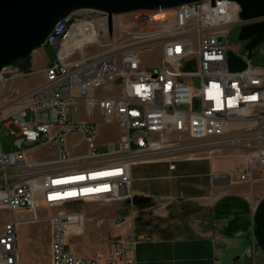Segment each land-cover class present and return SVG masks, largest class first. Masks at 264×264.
I'll return each instance as SVG.
<instances>
[{"label":"built area","instance_id":"built-area-1","mask_svg":"<svg viewBox=\"0 0 264 264\" xmlns=\"http://www.w3.org/2000/svg\"><path fill=\"white\" fill-rule=\"evenodd\" d=\"M240 10L232 0H198L158 12L113 15L111 30L107 15L93 10L73 12L55 24L46 39L55 56L43 80L0 100V126L17 127L9 130L15 151L4 152L0 142V208L32 216L0 227V264H17L18 226L45 220L52 225L51 264H136L133 232L111 238L106 255L75 256L66 236L82 231L84 212L65 208L125 204L126 214L114 224L132 222L133 205L127 201L138 163H166L173 171L178 161L211 159L223 148H239L245 152L243 165L229 179L249 184L255 175L264 179V42L258 45L261 64L228 44L239 27L264 17L245 20ZM92 39L97 50L87 53L84 44ZM71 45L77 52L68 57ZM228 50L246 62L244 69L229 70ZM150 52L158 63L147 68L142 55ZM12 66L2 70L0 89ZM79 101L88 115L97 110L105 122L117 124L120 136L107 150H94L93 120H70V105ZM11 105L15 109L2 115ZM69 134L81 135L84 152L67 149ZM33 148L52 154L33 158L28 155ZM41 210L56 211L41 215Z\"/></svg>","mask_w":264,"mask_h":264},{"label":"crops","instance_id":"crops-1","mask_svg":"<svg viewBox=\"0 0 264 264\" xmlns=\"http://www.w3.org/2000/svg\"><path fill=\"white\" fill-rule=\"evenodd\" d=\"M48 61L38 48L34 60L30 58V72L15 69L2 86L1 102L9 101L14 91L25 92L38 85ZM14 109V105L8 108ZM71 137L85 143L78 134L66 137L67 149L76 154ZM28 155L45 156L32 151ZM244 156L243 149L223 148L211 159L178 161L173 171L166 163H156L167 171L165 177L178 182L177 188L153 196L132 187L134 193L149 195L153 200L146 206H133L132 222L127 220L121 227L114 221L126 214L125 204L113 203L91 215L82 210V231L71 230L67 235L69 250L78 257L106 255L111 238L133 232L137 239L133 255L136 264H264V179L255 175L252 184L229 179V173L243 165ZM180 199L183 208L176 201ZM97 219L101 226L94 223L93 231H89L86 223ZM17 229V264H51L49 241L44 250H39L30 237L22 236L25 227Z\"/></svg>","mask_w":264,"mask_h":264},{"label":"water","instance_id":"water-1","mask_svg":"<svg viewBox=\"0 0 264 264\" xmlns=\"http://www.w3.org/2000/svg\"><path fill=\"white\" fill-rule=\"evenodd\" d=\"M232 1L240 6L242 19L264 17V0ZM194 2L198 0H0V74L14 62L31 58L34 51L46 44L55 24L73 12L93 10L104 13L111 30L113 15L167 10ZM237 39L243 43L247 58L251 59L254 49L264 42V20L243 24L239 27ZM245 64L231 50L227 51L229 70L240 71ZM189 66L193 65L188 63ZM152 200L149 195L133 193L127 203L147 204Z\"/></svg>","mask_w":264,"mask_h":264},{"label":"rangeland","instance_id":"rangeland-1","mask_svg":"<svg viewBox=\"0 0 264 264\" xmlns=\"http://www.w3.org/2000/svg\"><path fill=\"white\" fill-rule=\"evenodd\" d=\"M158 12V11H154ZM128 19L127 17H125ZM118 20V18H115ZM237 34L238 32H233L231 36H229L228 44L231 50L237 51V50H242L245 51L243 48V43L237 39ZM78 42V41H77ZM79 44V43H78ZM85 46V51L87 53H93L97 50V45L96 42L92 39V41L86 42L84 44ZM44 54L48 57V60H52L55 56V51L49 47L47 44L44 46L40 47ZM78 48V45H77ZM258 47L254 49L253 51V57L250 59L252 64H261L262 63V54L258 51ZM77 52L76 46L71 45L70 47L67 48L66 54L68 57H72L75 53ZM36 56V51L33 52L31 58L34 60ZM63 57V54H62ZM142 63L144 66L150 67V66H155L158 63V58L157 55L153 52L150 53H145L142 55ZM15 69H18L15 66H12L11 68L7 69V73L4 74L5 77H8L12 75L13 73L15 74ZM31 75H29L30 77ZM34 77V76H31ZM114 90L112 89L111 91L105 92L101 91V94H108L110 92H113ZM21 93V92H20ZM13 96H10V99ZM197 102L193 107L197 108ZM10 111L6 108L1 110L2 115L8 114ZM69 118L72 122H85L88 119L93 120L97 124V129H98V135L96 138V141L98 145L94 148L96 152H102L108 149L110 144L116 143L120 136V130L115 122L107 123L104 121V118L102 117L101 113L97 110H95L90 116L86 114L84 105L82 101H79L77 103L71 104L69 108ZM17 127L11 125L9 127L3 126L1 124L0 126V142L2 144L4 152H11L15 151L16 147L14 145L15 141V136L10 133L9 130H12L14 132L17 131ZM72 142H79L77 146H73V152L76 153H81L84 152L86 147L80 143V140L78 138L71 137ZM36 148L30 149L32 153H37L38 155H51L52 151H48L47 149L40 148L36 150ZM167 171L163 168L162 165H157V164H149V165H143L139 164L133 166V171H132V187L135 190L138 191H149L153 196H159L160 194L166 193L171 191L173 188L176 189L178 182L175 181L174 179L165 177ZM179 202H182V200H176ZM178 202V203H179ZM154 204V203H153ZM151 204V205H153ZM123 207V204H121ZM120 206V204L116 205ZM104 207L103 205H98L95 203H90L87 205H78L77 207L74 208H65L67 212H72L73 210L76 209H81L83 210L87 215L94 214L98 209ZM97 209V210H96ZM56 210H41L39 214L41 215H46L48 213H54ZM15 218L18 220H27L32 218L31 214L27 212H13L10 213L4 208H0V227L4 226L6 223H8L10 219ZM87 227L89 228V231H93L95 225L94 221L91 220L90 222H87ZM21 227H25V232L22 234V236L30 237L32 241L35 243V247H37L39 250H44L46 247L47 242L51 240V233L52 232V225L49 221H41L38 223H27V224H22ZM97 229V228H96ZM19 230L17 229V238L19 236ZM66 241L67 236H66Z\"/></svg>","mask_w":264,"mask_h":264},{"label":"trees","instance_id":"trees-1","mask_svg":"<svg viewBox=\"0 0 264 264\" xmlns=\"http://www.w3.org/2000/svg\"><path fill=\"white\" fill-rule=\"evenodd\" d=\"M13 66L17 67L19 71L23 72V73H29L30 72V58L28 59H24L21 61H17L16 63L14 62ZM150 203L147 204H134V207H141V206H146L149 205ZM182 204L184 203H179V207L183 208L184 206H182Z\"/></svg>","mask_w":264,"mask_h":264},{"label":"bare ground","instance_id":"bare-ground-1","mask_svg":"<svg viewBox=\"0 0 264 264\" xmlns=\"http://www.w3.org/2000/svg\"><path fill=\"white\" fill-rule=\"evenodd\" d=\"M161 15L156 14V17H160Z\"/></svg>","mask_w":264,"mask_h":264}]
</instances>
